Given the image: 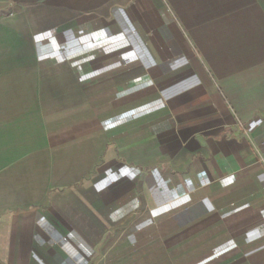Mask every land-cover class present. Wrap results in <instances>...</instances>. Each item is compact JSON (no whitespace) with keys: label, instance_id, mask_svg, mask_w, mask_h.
Segmentation results:
<instances>
[{"label":"crops","instance_id":"crops-1","mask_svg":"<svg viewBox=\"0 0 264 264\" xmlns=\"http://www.w3.org/2000/svg\"><path fill=\"white\" fill-rule=\"evenodd\" d=\"M0 264H264V0H0Z\"/></svg>","mask_w":264,"mask_h":264},{"label":"built area","instance_id":"built-area-1","mask_svg":"<svg viewBox=\"0 0 264 264\" xmlns=\"http://www.w3.org/2000/svg\"><path fill=\"white\" fill-rule=\"evenodd\" d=\"M54 245H57V243L55 242Z\"/></svg>","mask_w":264,"mask_h":264}]
</instances>
